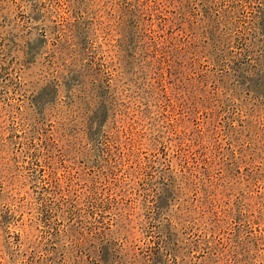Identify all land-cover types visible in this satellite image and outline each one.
<instances>
[{
    "label": "rangeland",
    "instance_id": "rangeland-1",
    "mask_svg": "<svg viewBox=\"0 0 264 264\" xmlns=\"http://www.w3.org/2000/svg\"><path fill=\"white\" fill-rule=\"evenodd\" d=\"M0 264H264V0H0Z\"/></svg>",
    "mask_w": 264,
    "mask_h": 264
}]
</instances>
